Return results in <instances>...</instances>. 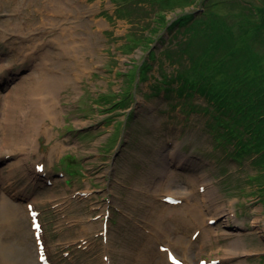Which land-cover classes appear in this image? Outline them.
Segmentation results:
<instances>
[{
	"label": "rangeland",
	"instance_id": "obj_1",
	"mask_svg": "<svg viewBox=\"0 0 264 264\" xmlns=\"http://www.w3.org/2000/svg\"><path fill=\"white\" fill-rule=\"evenodd\" d=\"M173 1L157 8L149 0H0V264H39L38 243L50 264H122L121 244L134 264L144 246L145 264H165L164 248L187 264H264V152L233 163L230 148L218 149L207 133L212 119L197 110L206 102L193 95L183 102L164 91L176 86L178 71L193 79L202 62L212 61L211 50L222 46L212 27L220 19L218 38L237 75L220 68L216 79L210 77L214 86L225 91L224 81L237 78L245 87L264 82V4ZM209 11L217 15L211 22ZM180 12L194 18L185 35L167 27ZM199 26L206 29L209 52H201L202 42L194 38ZM42 67L55 77L64 73L68 82L50 97L51 137L39 132L33 144L20 142L14 131L22 107L15 106L8 131L2 102ZM223 118L235 126V119ZM252 133L254 152L264 145V123ZM54 142L60 148L49 159ZM160 194L176 203L159 202ZM104 198L110 203L102 205ZM159 203L198 205L201 215L166 210L158 219L172 229L165 234L150 218L165 211ZM30 211L40 225L39 240Z\"/></svg>",
	"mask_w": 264,
	"mask_h": 264
},
{
	"label": "trees",
	"instance_id": "obj_2",
	"mask_svg": "<svg viewBox=\"0 0 264 264\" xmlns=\"http://www.w3.org/2000/svg\"><path fill=\"white\" fill-rule=\"evenodd\" d=\"M139 2L141 0H125V5L130 2ZM155 3V5L160 6L164 3L169 4L174 2L169 0H149ZM183 3V2H182ZM181 3V4H182ZM219 2L211 3L210 7H215ZM188 16V17H186ZM210 22L217 18L214 12H208ZM167 20V27L173 30L175 34L189 33L187 24L192 25L194 18L189 17L188 14L180 12V14L173 13V18ZM223 19L213 21L214 31H216V36L214 37L216 41H219L222 46L219 48L215 45V50H211V54H215L211 59V62H202L198 69L194 70L197 73V77L188 79L186 76L180 75L182 73H175L172 78V82L175 83V87L164 88L165 93L169 91L170 94L182 97L183 102L191 98V96H197L200 100L206 102V106L201 108L197 107V110L205 113L207 116L211 117L212 123L207 130L209 137L211 138L215 147L218 149H223L224 147H229L230 152L229 157L233 163H237L238 160L242 161L247 159L250 154H257L264 152V145L258 146L257 149L251 151V139H254L256 135L252 132L257 130V127L264 123V82L258 79L257 85L245 87L242 79H236L233 82L224 81V86L229 87L223 91L222 89L217 90L215 81H212L210 77L216 79V74H220V68L224 69L225 75L230 73L233 77L237 75V64L232 61V58L227 59L226 49L223 48L224 44L218 38L217 29H221L218 23H222ZM157 25H160L158 23ZM203 24L201 25V27ZM200 26L196 28L194 32V38L201 40L202 48L201 52H209V41L206 29H202ZM222 30V29H221ZM200 57H205L203 53H200ZM190 59V58H189ZM219 67V68H218ZM218 68V69H216ZM205 78V79H204ZM236 78V77H235ZM165 82V81H163ZM238 86H234V85ZM242 87H239L241 86ZM159 90L160 87H157ZM229 92L234 96L232 99L228 98ZM167 93V94H169ZM238 95V96H237ZM228 98V99H227ZM236 98V100H235ZM225 99V101H224ZM228 101H227V100ZM191 107V106H188ZM191 108L190 111H192ZM232 119L230 120L235 123V126H231L224 120L223 115H226ZM248 132L251 134L249 138L247 137ZM251 151V152H250ZM253 152V153H252ZM255 153V154H254ZM243 158V159H241ZM253 157L250 159L252 160Z\"/></svg>",
	"mask_w": 264,
	"mask_h": 264
},
{
	"label": "bare ground",
	"instance_id": "obj_3",
	"mask_svg": "<svg viewBox=\"0 0 264 264\" xmlns=\"http://www.w3.org/2000/svg\"><path fill=\"white\" fill-rule=\"evenodd\" d=\"M262 4H264V0H262ZM260 19L261 21H264V11L263 13L260 14ZM222 16V15H221ZM46 50L44 51V53L42 54V56L44 57ZM56 66V67H55ZM55 68H58L56 70H59L60 72H63V68L59 65H55ZM54 68V69H55ZM50 69L47 73V69L46 67H42L40 69V72L37 70L35 73L39 72L38 75L31 74L29 75L28 81H26V77L17 84L18 86H16V88H14L12 91L9 92V94H12L11 96H7L3 99V105L5 108L8 109L9 113L4 114V120L6 121V126L5 129H7L8 131H10V120H11V116L13 113V110L16 108L15 106H17V108H19L20 106L22 107V112L19 113V123L17 125V129L14 131V133L16 134H21V138L22 141L20 142H26V143H32L33 144V140H35V136L40 132H44L45 136H50L49 131L47 130V125L48 123L53 124L54 123V106L55 104H53L52 102V98L51 95L55 92H57V90L60 88L59 86L62 84L63 80L67 81L66 78L64 77V73L59 74L58 76L55 77V75H53L51 73ZM69 80V79H68ZM68 82V81H67ZM16 90H18V92H15ZM35 98V99H34ZM24 108V109H23ZM21 110V109H19ZM22 122V124H21ZM24 129V130H23ZM21 130H23L24 134L21 133ZM48 138V137H47ZM60 148V144L58 142H54L51 150L52 152H50L48 154L49 159H51V157L53 155H56L57 150ZM54 151V152H53ZM168 164L166 163L165 166H167ZM170 168L165 169V172H168L169 175H173V173L171 171H169ZM116 176V175H115ZM167 176V174H166ZM167 178V177H166ZM169 179V177L167 178ZM127 183V180L124 179ZM163 179L161 181V183L157 184V187L154 190H158L162 185H163ZM147 187V186H146ZM145 187V188H146ZM171 191V190H169ZM104 195H107V192L105 190H103ZM182 198H187L184 197L183 195L181 196ZM157 200L159 202H166V203H170V204H174V200L173 197L169 194H164L162 196V194H160L159 196H156ZM108 203H110L109 198L107 200ZM185 203H187V201L185 200ZM162 208L165 209L164 212H155L153 211V215L150 216L151 219H157L156 222V226H157V230H162L165 234L172 232V229H170V225L168 222L164 221V220H158L159 218H161L162 216L166 215V210H167V215L171 214L173 212H179V210H183V215L185 214H191V211H197V209L199 208L198 205H194V204H190V206H181V207H170L167 206L165 204H161ZM155 208V205H154ZM200 209V208H199ZM197 213L199 215H201V213L199 211H197ZM181 214V213H180ZM231 213L227 212L226 216H230ZM226 223V221H225ZM90 231V226L86 227L85 231L82 233V236L85 235L86 238H89V232ZM105 235V238L107 237V233L104 231L103 232V236ZM39 239V238H37ZM149 240V239H148ZM107 241V240H106ZM159 240L156 241V243ZM234 242V240L232 241V243ZM106 243V242H105ZM148 243L151 245V251L155 250V243L152 242L151 240L148 241ZM161 245V244H159ZM127 246L131 247V244H127ZM121 247L123 249V253H119L118 256L121 257V259H119V261L122 264H134L131 261V252L130 250L123 244H121ZM144 247H139L138 249V254H137V261H139L138 264H145L146 261V256H147V249H144ZM167 251L165 248L163 249V252L161 255L162 257L166 256V259L164 260L165 264H171L169 261H167ZM145 255V257H144ZM179 257V256H178ZM163 260V259H162ZM179 263L181 262L180 258H178ZM53 263H55L54 261H51ZM87 260L83 262V264H86ZM27 263V262H26ZM24 263V264H26ZM182 264H187V262L185 260H183L181 262ZM136 264V263H135ZM154 264H161L160 261H156Z\"/></svg>",
	"mask_w": 264,
	"mask_h": 264
},
{
	"label": "flooded vegetation",
	"instance_id": "obj_4",
	"mask_svg": "<svg viewBox=\"0 0 264 264\" xmlns=\"http://www.w3.org/2000/svg\"><path fill=\"white\" fill-rule=\"evenodd\" d=\"M103 191V190H102ZM105 200H107L106 198H104L102 201H104L105 202Z\"/></svg>",
	"mask_w": 264,
	"mask_h": 264
}]
</instances>
